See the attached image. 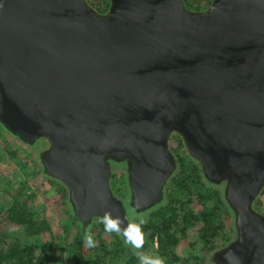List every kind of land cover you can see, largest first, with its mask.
I'll use <instances>...</instances> for the list:
<instances>
[{
	"label": "water",
	"instance_id": "obj_1",
	"mask_svg": "<svg viewBox=\"0 0 264 264\" xmlns=\"http://www.w3.org/2000/svg\"><path fill=\"white\" fill-rule=\"evenodd\" d=\"M0 0V122L42 137L48 175L82 221L113 211L108 159L127 158L133 205H155L172 133L206 179L226 182L236 239L213 264H264V0ZM228 254V255H226Z\"/></svg>",
	"mask_w": 264,
	"mask_h": 264
},
{
	"label": "rangeland",
	"instance_id": "obj_2",
	"mask_svg": "<svg viewBox=\"0 0 264 264\" xmlns=\"http://www.w3.org/2000/svg\"><path fill=\"white\" fill-rule=\"evenodd\" d=\"M87 3L98 13L104 14L109 8V0H93L96 4ZM207 0H183L184 7L193 12L206 10L211 4ZM181 141L179 150L174 146ZM169 149L175 159V168L166 181L159 201L143 210H138L133 205L132 192L129 183L127 170V158L120 161L108 159L110 168L109 187L113 196L120 202L127 223L138 222L144 219L152 222L157 219L155 216L162 213V207L171 202L173 206L181 197L183 208L178 210L180 215L191 211H199L202 206L198 202L197 195L200 193L213 197L216 193L219 197L218 204L215 198L209 201L208 205L216 211V225L220 227L217 234L208 243L199 239L198 228L189 227L185 233L176 234L177 243L174 245V252L179 261L173 264H213L212 255L215 251L227 246L236 239L235 213L228 202L224 199L223 192L226 182L213 183L206 179L201 166L187 152L180 136L172 133L169 139ZM48 141L38 137L27 142L20 135L11 132L0 122V209L6 207L11 201L17 198L19 203H24L27 209L33 211L40 219L48 223V228L41 234L44 241L50 237L55 239L60 247V257L65 264H73L70 259L71 250L69 245L72 238L82 232H90L97 241V246L89 248L84 244L83 264H92L95 258L94 253L101 247L108 246L111 257L106 258L104 264H138L135 250L125 243L122 235L104 231L99 218L93 217L87 222H82L75 214L73 204L70 201L69 191L59 180L48 175L42 162V154L48 149ZM178 152L180 154H178ZM181 171V176L176 173ZM181 178V181H189L194 194L190 197L179 195L181 185L174 180ZM253 209L264 215V187L253 202ZM4 213V210L0 213ZM142 225L144 234L143 251L159 255L157 253L158 242L150 238L149 229ZM83 229V230H82ZM21 227L1 219L0 243L11 244L18 236H22ZM117 236L121 244L120 257H113L114 237ZM84 237V236H83ZM133 256V257H131ZM160 256V255H159Z\"/></svg>",
	"mask_w": 264,
	"mask_h": 264
},
{
	"label": "trees",
	"instance_id": "obj_3",
	"mask_svg": "<svg viewBox=\"0 0 264 264\" xmlns=\"http://www.w3.org/2000/svg\"><path fill=\"white\" fill-rule=\"evenodd\" d=\"M105 0L99 1L104 2ZM211 1V0H207ZM92 5L96 4L93 0H88ZM181 147V141H177L174 149L179 150ZM178 154H180L178 152ZM177 176H181V171L176 173ZM181 185L178 194L188 197V204L191 202L190 197L194 194L191 190V183L189 181H181V178L174 180ZM213 197L207 194L200 193L197 195L198 202L202 206L199 211H189L180 215L178 210L183 208L181 197L175 202L176 206H173L171 202L166 203L162 207V213L156 215L155 221L147 222L145 228L150 231V238H155L158 242L157 253L165 258L166 264H173L179 261L174 252V245L177 243L176 234L182 232L183 234L189 227L198 228L199 239L208 243L213 238L220 227L216 225V211L208 205L209 201L215 198L217 205L219 197L214 192ZM4 210V213H0L1 219L8 221L11 224L17 225L22 229V236H18L11 244L5 245L0 243V264H65L60 257V247L58 242L52 237L42 240L41 234L48 228V223L43 219H40L33 213L32 210L27 209L24 203H19L17 198L6 207H2L0 211ZM83 230V229H82ZM84 234L80 232L76 234L69 245L71 254L70 259L73 264H83V241ZM120 239L115 236L113 241V257H120L121 244ZM95 258L91 261L92 264H104L106 258L111 257L108 246L101 247L96 253ZM133 257V256H131ZM173 263L171 262V260Z\"/></svg>",
	"mask_w": 264,
	"mask_h": 264
},
{
	"label": "clouds",
	"instance_id": "obj_4",
	"mask_svg": "<svg viewBox=\"0 0 264 264\" xmlns=\"http://www.w3.org/2000/svg\"><path fill=\"white\" fill-rule=\"evenodd\" d=\"M99 223L103 225L105 232L116 233L124 237L125 243L135 250L138 264H166L164 257L143 251L144 234L142 225L146 223L144 219H140L138 222L130 221L122 228L123 221L120 216L114 215L113 211L106 210L99 217ZM83 241L89 248L97 246V241L90 232L85 233Z\"/></svg>",
	"mask_w": 264,
	"mask_h": 264
}]
</instances>
